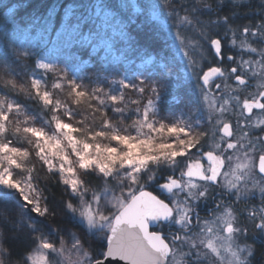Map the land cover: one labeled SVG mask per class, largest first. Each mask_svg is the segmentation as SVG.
<instances>
[{"label": "snow or ice", "instance_id": "snow-or-ice-1", "mask_svg": "<svg viewBox=\"0 0 264 264\" xmlns=\"http://www.w3.org/2000/svg\"><path fill=\"white\" fill-rule=\"evenodd\" d=\"M30 8L0 20V264H264V0Z\"/></svg>", "mask_w": 264, "mask_h": 264}, {"label": "trees", "instance_id": "trees-1", "mask_svg": "<svg viewBox=\"0 0 264 264\" xmlns=\"http://www.w3.org/2000/svg\"><path fill=\"white\" fill-rule=\"evenodd\" d=\"M17 2L18 0H3V3H0V20H2L6 15H10V13L5 12V9ZM25 2L31 5V8L29 10L32 17L35 18V22L40 25L48 24L50 34L54 35V33H51V28L53 26L52 23L48 20L47 17H44V19L41 20V14H43L44 11L48 9L49 6H51L53 11L50 12L49 15L55 16L56 11L60 10V7L66 3V0H25ZM77 2H80V0H77ZM82 3L84 5H87L88 0H82ZM256 3L257 0H253V4L255 5ZM251 15L252 14L249 13L247 17L241 16V20L251 18Z\"/></svg>", "mask_w": 264, "mask_h": 264}, {"label": "flooded vegetation", "instance_id": "flooded-vegetation-1", "mask_svg": "<svg viewBox=\"0 0 264 264\" xmlns=\"http://www.w3.org/2000/svg\"><path fill=\"white\" fill-rule=\"evenodd\" d=\"M254 1H256V0H254Z\"/></svg>", "mask_w": 264, "mask_h": 264}]
</instances>
